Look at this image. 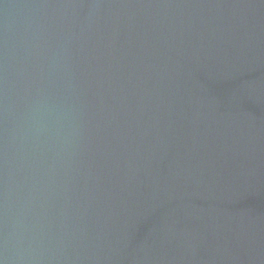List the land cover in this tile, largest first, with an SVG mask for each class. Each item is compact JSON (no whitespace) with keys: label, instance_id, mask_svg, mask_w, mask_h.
<instances>
[{"label":"water","instance_id":"obj_1","mask_svg":"<svg viewBox=\"0 0 264 264\" xmlns=\"http://www.w3.org/2000/svg\"><path fill=\"white\" fill-rule=\"evenodd\" d=\"M0 264H264V0H0Z\"/></svg>","mask_w":264,"mask_h":264}]
</instances>
